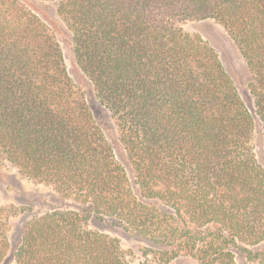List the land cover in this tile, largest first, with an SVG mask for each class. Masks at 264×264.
I'll return each mask as SVG.
<instances>
[{
    "label": "trees",
    "instance_id": "trees-1",
    "mask_svg": "<svg viewBox=\"0 0 264 264\" xmlns=\"http://www.w3.org/2000/svg\"><path fill=\"white\" fill-rule=\"evenodd\" d=\"M43 1L56 2L129 167L50 24L28 0H0V160L77 203L35 214L15 245L2 225L0 264H132L92 219L144 243L138 264H264V0ZM209 19L247 64L250 105L216 50L180 26Z\"/></svg>",
    "mask_w": 264,
    "mask_h": 264
},
{
    "label": "rangeland",
    "instance_id": "rangeland-1",
    "mask_svg": "<svg viewBox=\"0 0 264 264\" xmlns=\"http://www.w3.org/2000/svg\"><path fill=\"white\" fill-rule=\"evenodd\" d=\"M40 16L50 24L61 44L65 63L70 77L76 83L84 100L90 105L95 119L101 127L105 139L113 146L117 160L129 167L123 147L119 142L118 131L109 112L101 105L93 92L90 80L76 62L73 43L68 29L57 13L56 2L43 0H28ZM180 26L191 36H199L218 53L224 68L234 79L245 102L250 105L252 97L249 90V70L239 48L229 33L215 20L181 22ZM253 145L259 154V135L254 138ZM54 208L61 210H77V203L65 198L52 187L39 184L19 174L16 168L0 160V231L2 225L8 232L10 243L15 245L20 237L25 223L35 214ZM89 227L121 241V246L132 264H138L144 258L141 249L144 243L130 235L123 228L114 226L111 221L92 219ZM169 264H200L189 255H182Z\"/></svg>",
    "mask_w": 264,
    "mask_h": 264
}]
</instances>
